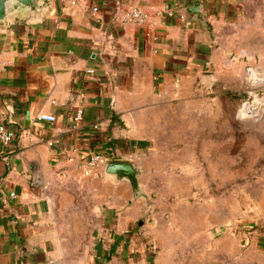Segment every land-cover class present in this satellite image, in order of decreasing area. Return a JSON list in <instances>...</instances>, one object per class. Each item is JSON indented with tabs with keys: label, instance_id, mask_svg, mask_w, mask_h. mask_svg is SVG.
Masks as SVG:
<instances>
[{
	"label": "crops",
	"instance_id": "crops-1",
	"mask_svg": "<svg viewBox=\"0 0 264 264\" xmlns=\"http://www.w3.org/2000/svg\"><path fill=\"white\" fill-rule=\"evenodd\" d=\"M195 3L54 0L44 21L0 28V124L15 132L10 144L0 141V264H166V250L155 254L145 243L171 211L153 182L178 167L201 170L208 154L184 149L183 157L199 158L193 164L167 159L161 133L186 140L200 129V110L213 104L201 100L211 90L203 75L220 77L233 38L252 44L260 37L252 30L264 29V0H202L203 18L185 24L179 14ZM166 5L174 17L162 14ZM131 7L147 12L144 24L122 19ZM95 153L141 168L145 195L104 165L90 170L85 160ZM84 206L97 224L79 259L63 235ZM251 244L264 249V236Z\"/></svg>",
	"mask_w": 264,
	"mask_h": 264
},
{
	"label": "rangeland",
	"instance_id": "rangeland-1",
	"mask_svg": "<svg viewBox=\"0 0 264 264\" xmlns=\"http://www.w3.org/2000/svg\"><path fill=\"white\" fill-rule=\"evenodd\" d=\"M252 31L260 36L252 44L233 38L229 65L201 98L213 104L200 110L205 119L200 129L186 134V140L183 132L171 134L180 140L161 133L159 146L165 154L169 150L167 159L193 164L199 158L183 157L184 149L189 154L192 148L206 149L208 154L201 170L178 167L167 179L157 176L153 182L154 190L167 192L171 211L161 227L145 235V243L152 252L166 250V264H264L260 243L243 247L237 228L264 222V29ZM247 101L260 111L258 116L241 114ZM70 191L74 197L80 192ZM84 210L68 221L71 236L63 235L79 259L91 246L92 225L97 224L89 207Z\"/></svg>",
	"mask_w": 264,
	"mask_h": 264
},
{
	"label": "water",
	"instance_id": "water-1",
	"mask_svg": "<svg viewBox=\"0 0 264 264\" xmlns=\"http://www.w3.org/2000/svg\"><path fill=\"white\" fill-rule=\"evenodd\" d=\"M53 3L54 0H0V28L16 22L31 24L44 21L53 7ZM182 13L185 16V24L196 18L202 19V3L186 6ZM201 82L213 87L215 78L213 74L206 73ZM245 98L248 99L249 96ZM103 170L117 180L129 182L136 196L143 197L145 195L139 180L142 170L135 163L128 161L108 162L104 165Z\"/></svg>",
	"mask_w": 264,
	"mask_h": 264
},
{
	"label": "built area",
	"instance_id": "built-area-1",
	"mask_svg": "<svg viewBox=\"0 0 264 264\" xmlns=\"http://www.w3.org/2000/svg\"><path fill=\"white\" fill-rule=\"evenodd\" d=\"M64 1L70 6H76L77 4L81 2V0H64ZM197 1L198 3L202 2V0H197ZM98 10H99L98 6L93 7L94 12H97ZM162 14L167 17H174L177 14V10L175 8H172L169 5H166L164 9L162 10ZM179 16L181 19L183 20L185 19V16L182 12L179 14ZM122 19L128 22L144 24L148 19V14L147 12H145L143 9L139 7H131L125 12H123ZM250 70H251L250 74H252L253 69H250ZM89 72H93V70H89ZM257 78L261 80L259 77ZM240 111L243 116H247V117L258 116L260 113V111L254 108V105L250 103V101H247L246 105H244ZM82 116H83V110L80 109L75 116V121L76 122L81 121ZM40 118L47 122H56L57 120L56 115L49 114V113H42L40 115ZM95 127H98V126L95 125ZM14 138H15V132L9 129L7 125L0 124V141L3 144L8 145L13 141ZM118 160L119 159L112 154L105 155V154L95 153V154H91L88 158H86L85 161H86V165L88 166V168L90 170H94L100 166L105 165L108 162H115ZM12 195L16 196V194L14 193ZM237 228L239 229L238 231L241 234L243 247H247L251 243L253 235L260 233L264 236V222L262 224H253V223L251 224L250 223L248 225H242V226L237 225Z\"/></svg>",
	"mask_w": 264,
	"mask_h": 264
}]
</instances>
